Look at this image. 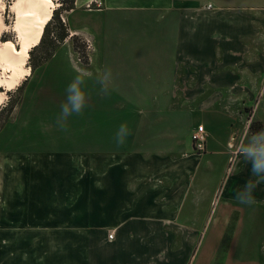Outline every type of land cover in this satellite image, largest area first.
Returning a JSON list of instances; mask_svg holds the SVG:
<instances>
[{
	"label": "crops",
	"instance_id": "1",
	"mask_svg": "<svg viewBox=\"0 0 264 264\" xmlns=\"http://www.w3.org/2000/svg\"><path fill=\"white\" fill-rule=\"evenodd\" d=\"M233 1L73 0L67 24L77 9L102 19L67 27L103 35L98 47L90 39L101 58L89 47L79 69L86 121L26 125L24 144L5 150L0 264H192L211 221L212 244L264 234V183L253 205L235 199L256 179L235 136L240 100L264 96V7ZM198 126L202 152L190 140Z\"/></svg>",
	"mask_w": 264,
	"mask_h": 264
},
{
	"label": "rangeland",
	"instance_id": "2",
	"mask_svg": "<svg viewBox=\"0 0 264 264\" xmlns=\"http://www.w3.org/2000/svg\"><path fill=\"white\" fill-rule=\"evenodd\" d=\"M68 1L52 0V10H58L57 17L59 18V22L64 24L66 30L68 24L69 26L77 25L80 22L85 23L84 21L91 20L97 26L98 23L102 22L101 15L84 13L77 9L68 15L67 24L65 19L66 10L63 8L67 5ZM12 3L13 0H0V41L12 43L18 49L17 35L13 28L15 14L10 8ZM232 4L237 5L239 9L242 8L252 12L260 11L261 9L258 6L264 7V3L261 0H234ZM250 4H252V7H248ZM61 18L63 21H61ZM58 30L57 20H51L48 25V31L51 33L46 36V40L53 38L51 37L52 33L54 34ZM99 32H101V29ZM99 32H97L96 37L92 40L91 37H85L90 33L86 28H79L80 34H67L55 46L52 55L47 60L36 67L30 66L39 59L44 49L47 48V44L44 41L32 51L30 61L27 59V53L24 66L29 68V74L20 79L17 85H14L8 90L0 86V92L3 94L0 100V108H2L0 111V121L7 115L9 104L16 102L6 121L0 127L2 129L0 131V187H5L6 183L5 171L1 165L3 164L2 161L4 162L6 160L5 150L21 147L24 144L23 134L26 125L44 123L57 124L56 121L60 115V106L65 102V90L68 84L76 75L81 73L79 69L81 71L86 69L85 64L87 62L89 47L93 61L101 58L100 54H102V51H95L90 44L92 41V44L98 47L103 43V35ZM254 39H256L254 43L259 47L261 42L258 41V35ZM113 41L118 42L119 37L114 38ZM81 75L85 77V73H81ZM86 82L87 78L85 79V86ZM238 108L243 112L246 119L236 132L235 137L237 139L244 141L252 133L264 130V96L259 95L254 100H240ZM86 111L87 106L81 114H73L70 116L67 122H85L87 117ZM239 157L242 158V156ZM233 162L229 160L230 166H232ZM212 204H214V199ZM214 223V221L209 222L199 232V236L197 234L198 242L193 245L196 259L192 264L198 262L199 259L205 264H264V234H260L258 227L255 228L257 229L256 233L250 236L249 242L247 243L235 242L236 240L234 239L229 244L224 239L222 243L212 244L206 242V239L211 234L214 235V231L217 230ZM222 230L224 231V228ZM252 252L255 255L254 262H252L251 258H246V255ZM203 254H206L205 258L204 256L202 258Z\"/></svg>",
	"mask_w": 264,
	"mask_h": 264
},
{
	"label": "bare ground",
	"instance_id": "3",
	"mask_svg": "<svg viewBox=\"0 0 264 264\" xmlns=\"http://www.w3.org/2000/svg\"><path fill=\"white\" fill-rule=\"evenodd\" d=\"M52 6V0H13L10 8L15 14L13 28L19 47L16 49L12 43L0 41V86L5 90L17 85L29 74V68L24 66L27 52L37 44ZM2 97L0 92V100Z\"/></svg>",
	"mask_w": 264,
	"mask_h": 264
},
{
	"label": "clouds",
	"instance_id": "4",
	"mask_svg": "<svg viewBox=\"0 0 264 264\" xmlns=\"http://www.w3.org/2000/svg\"><path fill=\"white\" fill-rule=\"evenodd\" d=\"M111 74V68L106 67L104 79H107ZM85 79L81 73L76 75L65 90V102L60 106V115L56 121L62 131L68 130V118L73 114H81L87 106L90 94L85 87ZM129 134L130 130L127 125L121 124L117 133V143L123 144ZM236 151L238 156H242L246 162L250 163V171L256 179L248 180L242 190L236 193L235 199L240 204L251 206L255 203L254 190L264 183V130L252 133L246 142H242L238 146Z\"/></svg>",
	"mask_w": 264,
	"mask_h": 264
},
{
	"label": "trees",
	"instance_id": "5",
	"mask_svg": "<svg viewBox=\"0 0 264 264\" xmlns=\"http://www.w3.org/2000/svg\"><path fill=\"white\" fill-rule=\"evenodd\" d=\"M73 5V0H69L67 5L63 8L64 10H69ZM58 16V10L57 9H53L51 12V15L49 17V19L47 20L46 24H44V26L42 27V31L39 37V40L37 42V44L33 45L29 50H28V61L31 60V54L32 51L38 47L40 44H42L44 41L47 44V48L44 49V51L42 52V55L39 57L38 60H36L32 65V67H36L38 65H40L43 61L47 60L53 53V50L55 48V46L61 42L68 34L64 24H62L61 22H59V18ZM56 19L57 20V27H58V31L54 32V34L52 33L51 37L53 38H48L49 40H46V36H48L51 32L48 31V25L50 23L51 20ZM19 88V87H18ZM16 88V89H18ZM16 102L10 103L8 110H7V115L4 116L1 121H0V127L1 125L6 121L7 117L9 116V114L11 113L12 109L14 108ZM2 110V108H0V111Z\"/></svg>",
	"mask_w": 264,
	"mask_h": 264
},
{
	"label": "built area",
	"instance_id": "6",
	"mask_svg": "<svg viewBox=\"0 0 264 264\" xmlns=\"http://www.w3.org/2000/svg\"><path fill=\"white\" fill-rule=\"evenodd\" d=\"M89 4H87L86 6H88ZM61 21H63V19L61 18ZM190 140H191V145H192V149L195 152H202L204 149V142H205V133L203 131V129L198 126L195 130L192 131L191 135H190ZM111 233L108 234V238H111Z\"/></svg>",
	"mask_w": 264,
	"mask_h": 264
}]
</instances>
